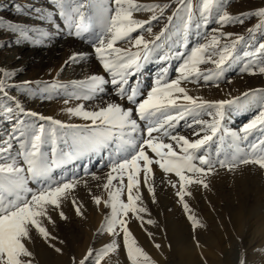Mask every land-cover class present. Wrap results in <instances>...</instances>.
I'll list each match as a JSON object with an SVG mask.
<instances>
[{"label": "snow or ice", "instance_id": "6c2138e0", "mask_svg": "<svg viewBox=\"0 0 264 264\" xmlns=\"http://www.w3.org/2000/svg\"><path fill=\"white\" fill-rule=\"evenodd\" d=\"M229 7L230 0H48L47 6L15 5L18 15L37 24L0 17V31L14 33L17 45L47 47L65 38L80 40L91 52L71 54L65 66L87 59L100 66L99 72L70 85L36 81L33 86L32 81L16 83L17 71L0 65V120L9 125L0 136V264H42L36 241L64 255L65 242L55 234L57 219L68 220L66 201L84 217L74 192L80 185L87 187L86 177L103 181L97 187L107 193L106 198H91L97 207H104L96 235L106 236L108 242L71 256L69 264H102L115 253H123L127 264H156L131 230L132 222L157 223L148 206L156 203L154 168L161 172V187L173 190L194 234L205 225L189 204L191 186L208 189L219 169L232 172L248 164L264 169V88L208 101L184 86L188 82L218 87L236 64L243 72L264 74V0L240 12ZM169 10L171 15H165ZM142 12L151 15L136 18ZM253 20L247 35L225 31L226 26ZM162 21L166 23L154 33L153 27ZM210 24L218 27L209 30ZM145 32L152 38L146 39ZM192 37L204 42L189 47ZM256 57L258 64L249 59ZM172 59L179 61L174 78L169 76ZM153 62L160 67L145 90L139 77ZM57 88L65 89L70 99L93 104L82 102L66 109L85 123H65L26 109L19 96L11 94L51 99ZM245 107L258 112L241 132H230L223 126L226 109L235 113ZM181 121L191 129V138L177 131ZM256 131L261 138L250 141L248 150H221L225 137L235 144ZM214 144L217 147L210 151ZM77 161L83 164L79 170L65 171ZM57 169L61 171L54 174ZM102 169L107 172L97 175ZM143 230L160 249L155 234Z\"/></svg>", "mask_w": 264, "mask_h": 264}, {"label": "rangeland", "instance_id": "374dc122", "mask_svg": "<svg viewBox=\"0 0 264 264\" xmlns=\"http://www.w3.org/2000/svg\"><path fill=\"white\" fill-rule=\"evenodd\" d=\"M140 2L167 3L168 0H140ZM16 4H20L25 8L29 4L47 6L48 0H0V17L13 22L25 21L28 24H37L38 21L25 20L24 16L18 15L15 9ZM260 4L261 0H230L229 10L240 12L254 9ZM150 15L151 13L148 12L135 14L138 19H148ZM165 15H171V10L167 11ZM255 22L253 20L247 21L244 25L226 26L225 31L247 35L246 29ZM164 23L166 21L155 24L153 32H158ZM216 27L218 25L210 24L209 30ZM144 35L146 39L152 38L146 32ZM14 36L15 34L7 29L0 31V45H3L0 47V65L17 71L18 75L14 77L16 83L32 81L33 86H35L36 81H43L58 85H70L74 81L83 80L90 74L100 71V66L95 59H87L65 66V62L71 54L91 52L88 45L80 40L65 38L54 41L47 47H36L29 46L27 43L17 45ZM257 38L259 39V37ZM190 40L189 47L197 42H204L195 37L190 38ZM117 46L126 45L118 44ZM249 59H253L255 64L259 63L258 57ZM178 63L179 61L175 59L169 61V76L172 78L176 75L175 68ZM159 67V62H153L147 66L139 77L142 88L147 90L153 84ZM203 67L212 66L202 65ZM240 68L241 65L236 64L230 71H227L218 87L214 84L203 85L188 82H185L184 86L189 89L190 94L208 101L227 100L240 96L241 93L250 89L264 88V74L257 71V74L253 75L241 71ZM72 69L76 73L72 72L74 73L72 74L70 72ZM71 91V88L67 89V92ZM65 93V89L57 88L51 99L20 96L16 91L11 94L19 96L26 109L44 116H51L65 123H85L81 118L70 116L66 111L67 108L76 106L83 101L70 99ZM66 99L69 101L67 104L65 103ZM104 99H108V97ZM92 106L93 104L88 103V107ZM257 112L258 109L256 108L247 107L235 113H229L226 109V119L223 126L230 132H241L243 126L249 123ZM202 118L210 119L207 115L202 116ZM183 125L184 122L181 121V127L177 131L179 134L191 138V129ZM8 128V123L0 120V136H3ZM260 138L259 131L250 135L247 141H236L235 144L228 137H225V144L221 146V150L227 152L236 147L248 150L250 147L249 142ZM216 147L217 144H214L210 151H214ZM94 163L95 161H93ZM82 166V162L77 161L67 165L65 171H76ZM60 171L57 169L54 174H59ZM154 171L157 181L156 203H148L149 193L146 190L144 191V199L150 208L151 218L155 219L157 223L141 226L137 222H132L131 230L134 235L136 231L143 234L145 239L140 245L156 261V264H177V253H175V261H171L170 245H172V241L169 230L171 224L175 225V252L177 250L176 246L181 247L180 244H182L185 252L189 251L188 254L193 258L195 257V261L199 264H226L225 251L234 252L237 249L240 250V248L244 256L239 264H264V228L261 230L262 224H264V169L254 164L243 165L232 172L219 169L218 174L211 177L208 189L191 186L192 197L189 198V204L205 225V227L198 228L195 234L190 228L189 221L186 219L180 205L176 202L173 190L167 186L161 187L160 170L154 168ZM102 172H107V169L97 170V175H101ZM86 179L88 180L87 187L80 185L74 192L75 197L83 204L84 217L77 216L73 206L66 201L63 208L68 220L57 219L55 234L65 242L64 255L56 254L42 241H36V251L39 256L40 254H44L46 257L48 255L51 259H59L58 264H69L71 256H80L89 247L100 248L108 242L106 236L98 237L96 235L97 229L103 222L104 207L103 205L97 207L91 198L93 195H102L106 198L107 193L97 187V184L103 183V181H95L90 177H86ZM238 222L243 223L247 229H245L246 233L240 235L241 237L236 236L235 227ZM144 228L155 234V242L161 244L160 249L154 247L153 242L143 230ZM194 235L195 241L199 242V247L194 242ZM239 240L242 246L237 247ZM158 256L161 258L160 260ZM41 262L45 264L43 261ZM102 264H127V261L123 253H115L106 257Z\"/></svg>", "mask_w": 264, "mask_h": 264}, {"label": "bare ground", "instance_id": "6f19581e", "mask_svg": "<svg viewBox=\"0 0 264 264\" xmlns=\"http://www.w3.org/2000/svg\"><path fill=\"white\" fill-rule=\"evenodd\" d=\"M71 73L72 72H74V69H72L71 71H70ZM69 72V73H70ZM68 73V72H67ZM74 73H76V72H74ZM74 73H72V74H74ZM66 74V73H65ZM263 226L261 227V230H263V228H264V224H262ZM234 227H235V225H234ZM260 227V226H259ZM236 236H240V235H242L247 229L245 228V225L243 224V223H241V222H238V223H236ZM246 229V230H245ZM169 230H170V236H171V241H172V245H170L171 246V261L172 262H174L175 261V253H177V264H199V263H197L196 261H195V257L193 258V257H191L189 254H188V252L189 251H187V253L185 252V250H184V246L182 247V244H180L181 245V247L180 246H176L177 247V250H176V252H175V225L174 224H171L170 225V228H169ZM260 230V231H261ZM264 232V231H263ZM246 233V232H245ZM135 237L137 238V240L139 241V244H142L143 242H144V239H145V237L143 236V234L142 233H140V232H138V231H136V233H135ZM241 237V236H240ZM178 240H179V238H178ZM177 240V241H178ZM252 240V239H251ZM182 241H183V239H182ZM245 242H247V241H245ZM251 242V241H250ZM249 242V243H250ZM253 242V241H252ZM184 243V242H183ZM171 244V243H170ZM234 244V243H233ZM179 245V244H178ZM196 246V245H195ZM240 247V246H242V245H240V240H239V243L237 244V247ZM236 247V248H237ZM167 248V247H166ZM169 248V247H168ZM190 248V247H189ZM188 248V249H189ZM187 249V250H188ZM192 250V249H191ZM235 250V249H234ZM46 251V250H45ZM193 251V250H192ZM41 253V252H40ZM42 253H43V251H42ZM190 253V252H189ZM193 254H194V252H192ZM244 256V254L241 252V248H240V250H235L234 252H232V251H225V261H226V264H239L240 263V261H241V258ZM163 257V256H162ZM40 259H41V261H43V263H45V264H58V262H59V259L58 260H56V259H51L50 257H48V255H47V257L44 255V254H40ZM158 259L160 260L161 258L158 256ZM199 261V260H198ZM159 262V261H158ZM201 264V263H200Z\"/></svg>", "mask_w": 264, "mask_h": 264}]
</instances>
